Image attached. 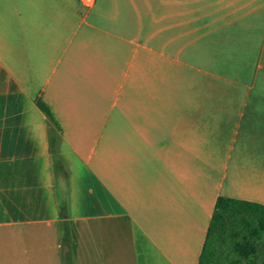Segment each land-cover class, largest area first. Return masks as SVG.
<instances>
[{
  "label": "crops",
  "instance_id": "obj_1",
  "mask_svg": "<svg viewBox=\"0 0 264 264\" xmlns=\"http://www.w3.org/2000/svg\"><path fill=\"white\" fill-rule=\"evenodd\" d=\"M220 197L264 205V0H0V264H199Z\"/></svg>",
  "mask_w": 264,
  "mask_h": 264
},
{
  "label": "trees",
  "instance_id": "obj_2",
  "mask_svg": "<svg viewBox=\"0 0 264 264\" xmlns=\"http://www.w3.org/2000/svg\"><path fill=\"white\" fill-rule=\"evenodd\" d=\"M51 153L55 171L63 169L51 129ZM66 214L61 210V217ZM65 241L69 242L68 234ZM199 264H264V205L220 197L212 216Z\"/></svg>",
  "mask_w": 264,
  "mask_h": 264
},
{
  "label": "built area",
  "instance_id": "obj_3",
  "mask_svg": "<svg viewBox=\"0 0 264 264\" xmlns=\"http://www.w3.org/2000/svg\"><path fill=\"white\" fill-rule=\"evenodd\" d=\"M82 3L86 4L87 6L91 5L94 0H80Z\"/></svg>",
  "mask_w": 264,
  "mask_h": 264
}]
</instances>
